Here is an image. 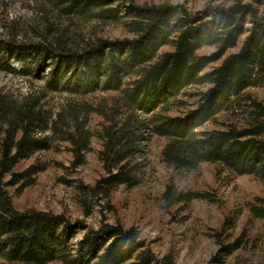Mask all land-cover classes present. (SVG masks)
<instances>
[{
	"label": "trees",
	"instance_id": "16d2710c",
	"mask_svg": "<svg viewBox=\"0 0 264 264\" xmlns=\"http://www.w3.org/2000/svg\"><path fill=\"white\" fill-rule=\"evenodd\" d=\"M54 4L72 20L88 17L104 26L124 20L131 37L88 39L48 24L35 41H21L12 24L9 35L0 38V66L16 59L23 74L33 70L29 65L38 70L45 58L54 62L46 93L15 95L0 88V259L6 264H176L172 255L158 257L136 228L120 222L89 231L75 246L69 237L73 224L64 215L20 212L10 189L22 192L35 184L45 163L18 168L56 142L69 143L73 166H82L94 137L88 126L93 113L103 117L98 156L105 175L80 187L85 200L109 201L119 187H137L147 166L143 147L152 136L165 139L163 161L177 172L191 173L208 163L219 173L251 176L264 184V101L251 92L264 90V11L240 0L196 12L184 5L124 0ZM248 22L241 48L230 52ZM166 46L173 49L160 53ZM207 46L215 52L199 55ZM98 91L119 97L111 107L95 108L86 97ZM56 93L70 96L57 109L48 103ZM213 196L170 183L162 203L171 210L194 200L215 201ZM250 211L264 220V200L257 199ZM241 243L223 251L233 254Z\"/></svg>",
	"mask_w": 264,
	"mask_h": 264
},
{
	"label": "rangeland",
	"instance_id": "374dc122",
	"mask_svg": "<svg viewBox=\"0 0 264 264\" xmlns=\"http://www.w3.org/2000/svg\"><path fill=\"white\" fill-rule=\"evenodd\" d=\"M132 1L137 5H184L196 12L207 10L210 6H228L236 0H124V3ZM240 1L252 3L260 14L264 11V0ZM55 2L0 0V38L5 39L9 35L12 24L16 26L15 32L21 34L18 37L21 41H35L37 32L44 31L48 24L68 28L88 39L93 36L111 40L131 37L125 29L124 20L108 26L88 17L72 20L61 15ZM245 27L246 33L240 38L237 48L230 52L241 48L251 24L248 22ZM172 49V46H166L160 53ZM215 50L214 46H207L199 50L198 54L210 55ZM9 61L6 67L0 66L1 89L15 95L47 92V82L54 65L51 58H45L38 70L34 65H29L33 70H26L28 73L23 74L20 61L12 58ZM221 62L211 65L205 72L211 71ZM135 79L130 78L127 85ZM251 92L264 101L263 89H252ZM117 97V92L98 91L86 97V100L95 108L104 105L111 107ZM69 98L66 93L51 94L48 103L57 109ZM138 114L145 118L140 111ZM102 123L103 117L99 114L89 116L88 126L94 137L86 161L80 167L73 166L71 146L65 142H56L53 149L21 163L19 171L34 163H45L47 168L37 175L33 186L22 192H17L16 187L10 189L18 211L38 210L64 215L73 224L69 237L75 246L84 240L89 231L98 230L106 223L120 222L125 228H136L141 241L158 257L172 255L176 264H264V220L254 218L250 211L257 199L264 200V184L251 176L219 173L217 166L208 163L191 173L177 172L163 161L165 139L151 137L149 132L146 134L151 138L143 147L147 166L141 183L132 189L119 187L109 201L85 200L80 187L94 185L105 175L98 156L102 149L98 136ZM207 127L212 128L211 125ZM170 183L184 191L212 193L215 201L194 200L187 206L166 210L163 208L162 195ZM239 239H242L241 247L233 254L223 251L225 246ZM0 264L6 262L0 259Z\"/></svg>",
	"mask_w": 264,
	"mask_h": 264
}]
</instances>
